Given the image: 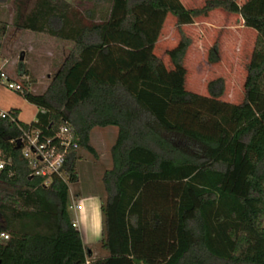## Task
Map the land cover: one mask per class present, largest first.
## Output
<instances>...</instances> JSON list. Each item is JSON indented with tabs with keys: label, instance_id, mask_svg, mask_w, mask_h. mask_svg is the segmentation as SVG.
Instances as JSON below:
<instances>
[{
	"label": "trees",
	"instance_id": "trees-1",
	"mask_svg": "<svg viewBox=\"0 0 264 264\" xmlns=\"http://www.w3.org/2000/svg\"><path fill=\"white\" fill-rule=\"evenodd\" d=\"M37 0L29 12L19 2L14 25L69 42V52L44 94L24 98L42 111L32 122L52 136L65 124L76 129L79 150L67 162L69 183L79 180L80 151L98 158L95 128L117 127L113 166L103 175L101 199L104 257L92 264H264V4L247 64L245 99H223L226 85L209 83L207 96L185 90L183 73L192 40L167 52L176 68L164 72L155 55L168 17L186 22L223 10L237 0H207L184 9L177 0ZM185 17V18H183ZM7 26L0 21L1 38ZM218 45L209 61H219ZM16 111L20 115V111ZM25 125L24 123H22ZM18 126L0 118V153L11 170L0 171V264H86L91 254L73 227L70 187L32 178L12 144Z\"/></svg>",
	"mask_w": 264,
	"mask_h": 264
},
{
	"label": "rangeland",
	"instance_id": "rangeland-1",
	"mask_svg": "<svg viewBox=\"0 0 264 264\" xmlns=\"http://www.w3.org/2000/svg\"><path fill=\"white\" fill-rule=\"evenodd\" d=\"M37 0H0V21L6 24V34L1 38L0 68L12 78L23 84L27 93L41 95L52 83L73 45L55 37L37 34L17 28L14 18L19 2L23 3L25 12H29ZM75 5L80 12L92 8L90 2L82 0H67ZM207 0H177L184 9L202 8ZM264 0H237L233 6L234 13L223 10L212 12L208 17L183 19L186 23L179 28L176 18L169 16L165 26L164 38L156 45L155 55L165 66L164 73H170V79L176 68L167 56L169 50L179 46L182 40L180 29L191 40L185 60V74L178 73L177 80H184L182 87L190 92L207 96L208 85L219 78L226 85L223 97L226 101L243 103L245 99L244 82L247 74V64L256 40L255 23L249 22L244 13L259 14ZM242 10L243 15L239 12ZM218 45L219 61L213 64L209 61L210 50ZM21 56L24 60L21 61ZM250 106L256 110H264V97L253 99ZM19 110L22 123L29 124L37 121L42 111L39 107L27 101L22 94L0 88V110ZM116 128H97L92 132L91 144L96 149L98 158L81 150L78 162L79 180L70 184V212L72 218L78 220L79 212L75 206L82 198L97 196L105 197L102 178L106 171L113 166L111 149L117 139ZM85 206V202H82ZM99 220L98 212L96 213ZM90 220H82L81 232L87 240ZM100 220L98 233L100 231ZM264 227V221H263ZM97 240V239H96ZM92 240L86 247L90 260L105 256L100 249V241ZM91 241V240H90Z\"/></svg>",
	"mask_w": 264,
	"mask_h": 264
},
{
	"label": "built area",
	"instance_id": "built-area-1",
	"mask_svg": "<svg viewBox=\"0 0 264 264\" xmlns=\"http://www.w3.org/2000/svg\"><path fill=\"white\" fill-rule=\"evenodd\" d=\"M0 88L13 91L23 96L27 94L24 85L12 78L0 68ZM44 112V111H42ZM0 118L10 121L18 126L21 135L11 143L19 146L22 157L28 162L32 178H41L44 187H50L54 179H61L69 184V172L67 169L68 157L72 150H79L76 129L70 124H65L52 136L47 135L43 129L36 124L23 125L16 111L0 110ZM37 122V121H35ZM13 162L5 159L0 153V171L11 170ZM76 211L83 210L82 204L75 206ZM73 219V218H72ZM73 227L79 229V221L72 220ZM10 239L9 235L2 233L0 242ZM93 260L87 258L86 264H92Z\"/></svg>",
	"mask_w": 264,
	"mask_h": 264
},
{
	"label": "crops",
	"instance_id": "crops-1",
	"mask_svg": "<svg viewBox=\"0 0 264 264\" xmlns=\"http://www.w3.org/2000/svg\"><path fill=\"white\" fill-rule=\"evenodd\" d=\"M21 116V113L19 115V118ZM21 121V120H20ZM107 128H116V131L115 133H117V136H118V128L117 127H107ZM107 128H102V129H107ZM97 129V128H95ZM94 129V130H95ZM93 130V131H94ZM92 131V132H93ZM92 135V134H91ZM85 202V206L83 205L82 202ZM80 204H82L83 206V210L81 212H79V217H78V221H79V230L81 232V225H82V220L85 221V219H89L91 220V216L92 214L95 212L97 213L98 212V215H100V231L99 233H96L93 229H92V226H91V221H90V227H88V233H87V240H85L83 238V234H82V239H83V243H84V246L87 247L89 246L91 243H92V240H96V241H101L102 239V225H101V199L97 196H90V197H86V198H82L80 201H79ZM85 209V211H84ZM90 215V217H89ZM91 228V229H90ZM91 240V241H90ZM106 255V254H105Z\"/></svg>",
	"mask_w": 264,
	"mask_h": 264
},
{
	"label": "bare ground",
	"instance_id": "bare-ground-1",
	"mask_svg": "<svg viewBox=\"0 0 264 264\" xmlns=\"http://www.w3.org/2000/svg\"><path fill=\"white\" fill-rule=\"evenodd\" d=\"M84 211H85V209H84ZM99 216V215H98ZM89 217H90V215H89ZM99 218H100V216H99ZM100 220V219H99ZM99 220L97 219V215H96V213L94 212L93 214H92V216H91V226H92V229L96 232V233H98V227H99ZM91 229V228H90Z\"/></svg>",
	"mask_w": 264,
	"mask_h": 264
},
{
	"label": "water",
	"instance_id": "water-1",
	"mask_svg": "<svg viewBox=\"0 0 264 264\" xmlns=\"http://www.w3.org/2000/svg\"><path fill=\"white\" fill-rule=\"evenodd\" d=\"M20 60L23 61L24 60V56H21ZM17 148H19V146Z\"/></svg>",
	"mask_w": 264,
	"mask_h": 264
}]
</instances>
